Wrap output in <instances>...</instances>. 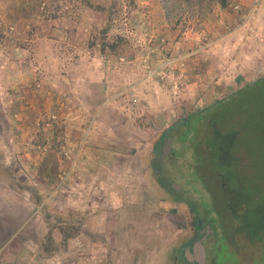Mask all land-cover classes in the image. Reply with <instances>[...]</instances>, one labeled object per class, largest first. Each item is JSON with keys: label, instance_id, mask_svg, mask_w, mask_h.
Here are the masks:
<instances>
[{"label": "rangeland", "instance_id": "374dc122", "mask_svg": "<svg viewBox=\"0 0 264 264\" xmlns=\"http://www.w3.org/2000/svg\"><path fill=\"white\" fill-rule=\"evenodd\" d=\"M202 1L0 0V202L17 204L25 193L32 205H45L52 251L54 224L65 221L64 237L84 229H70L78 205L83 219L95 208L100 223H114L110 236L96 237L105 244L95 243L111 256L137 250L138 264H150V257H168L177 240H191L183 258L172 252L167 260L188 264L184 255L201 236L208 253L209 220L215 209L229 213L232 189L216 174L196 175L187 145L173 137L165 153L169 138L160 140L180 118L245 84L215 96L219 71L241 56L262 61L264 0H229L225 8ZM152 161L190 205L166 201L151 180ZM41 213L4 227L3 238L37 232ZM234 236L243 261L260 257L257 241ZM61 243L71 250L67 238ZM126 256L110 263L135 262Z\"/></svg>", "mask_w": 264, "mask_h": 264}, {"label": "trees", "instance_id": "16d2710c", "mask_svg": "<svg viewBox=\"0 0 264 264\" xmlns=\"http://www.w3.org/2000/svg\"><path fill=\"white\" fill-rule=\"evenodd\" d=\"M183 1L188 4L203 2ZM218 2L224 8L229 5V0ZM166 9L169 11L168 6ZM166 137H174L175 142L191 149L188 164L196 175L205 178L204 172L216 174L222 179L225 191L232 189L225 193L224 202L229 213L215 209L218 216L209 220L213 230L208 235L211 263L249 264L240 257L241 244L234 236L242 232L260 246V257L252 264H264V75L191 111L169 127L160 142L166 141ZM160 142L156 159L160 157ZM182 153L181 148L176 151L178 156ZM150 163L151 180L168 194L166 201L173 207L189 204L161 176L156 162ZM204 182L208 186L207 181Z\"/></svg>", "mask_w": 264, "mask_h": 264}, {"label": "crops", "instance_id": "0c3cea01", "mask_svg": "<svg viewBox=\"0 0 264 264\" xmlns=\"http://www.w3.org/2000/svg\"><path fill=\"white\" fill-rule=\"evenodd\" d=\"M257 53L262 57V61L257 66L255 64L253 65V62L249 60L247 62H243L244 60L241 56L238 57V60H234V62H232L229 67H226V71H217L218 73L216 74V77L219 78H217L215 82L216 97H220L230 84L247 83L255 80L261 75H264V50H257ZM11 190H14L17 194H20V192H18V188H16V190L15 188ZM0 191V194H6L4 190ZM21 196L24 197L23 201L19 199L17 202L18 199H16L15 202L17 204H15L13 201L9 202L8 200H6L7 202H0V264H111L110 259H126L127 254L132 255L131 258L135 260L133 264H138L137 250L134 252V254H132L131 251H120L123 254L116 253L115 255L111 256V252H105L104 245L102 249H96V242L100 244H105L106 242V240L96 239V237L110 236V230L111 227H114V223L106 222L105 220L104 222L100 223L99 217L96 215V211L99 209L95 208L93 215L90 216L89 214H86L88 217L83 219L82 216L85 213L81 212L80 208H78V205L71 207L70 211L72 219L69 221L71 225L70 229L74 230L75 226L77 228L80 226L84 229H81L80 233L78 231L76 233L72 231L70 232L69 237H64V226H62V224L65 221L62 219L57 224H54L52 226L54 227V230L51 234L54 239V250L52 251L51 248H48V245L45 241L46 237H48L47 234L51 229L46 217L47 208L43 204L34 203V205H32L31 201L26 198L27 195L25 193L21 194ZM33 210H38L39 213L43 212L38 215L40 218L37 223L39 224H35V227H38L37 232L33 231L29 235L18 236V231L15 230L10 232L7 237L3 238L2 232L4 231V227H20L22 224L28 221L26 218L31 216ZM43 214L45 217H43ZM98 227H101L103 230L98 229ZM41 229H44V231H41ZM14 232L15 234L13 236ZM65 238H67V240L70 242L71 250H64L63 245L59 246V244H62L61 242H63V239ZM107 240L109 243L111 242V238ZM82 241L86 242V247L84 246L81 248V246H75L78 243H83ZM183 241L177 240L176 245H174L176 242L172 244L174 246H171L168 257H165L164 254L157 255L158 259L155 256L150 257L152 258V261L150 260V264H160V258L163 260V263L161 264H170L169 261L167 262V260H169L168 258L172 252L181 254L183 258V255L180 252L182 251L184 244L179 246V244L183 243ZM85 248L86 250H84ZM188 251L191 252L192 259L188 257ZM188 251L184 256H187L188 260L194 261L196 250L193 251L192 249H189Z\"/></svg>", "mask_w": 264, "mask_h": 264}, {"label": "water", "instance_id": "95a60500", "mask_svg": "<svg viewBox=\"0 0 264 264\" xmlns=\"http://www.w3.org/2000/svg\"><path fill=\"white\" fill-rule=\"evenodd\" d=\"M171 142H172V139L169 138L167 140V144H166L165 149H164L165 153L169 152ZM204 239H205V236H203L202 239H199L198 241H196L195 244H194V248H195V250L198 253L199 261H200L201 264H207V262H206V254H207V252H206L205 244L203 243ZM188 257L190 259H192V255H191L190 251H188Z\"/></svg>", "mask_w": 264, "mask_h": 264}, {"label": "flooded vegetation", "instance_id": "af4514ba", "mask_svg": "<svg viewBox=\"0 0 264 264\" xmlns=\"http://www.w3.org/2000/svg\"><path fill=\"white\" fill-rule=\"evenodd\" d=\"M166 144H167V143H166ZM202 237H203V236H201L200 239H202ZM203 242H204V241H203ZM191 249H192L193 251L195 250L194 245L191 246ZM195 254H196V256H195L194 261H190V260H188V257L185 256L188 264H200L199 256H198V253H196V251H195ZM207 262H208V253H207Z\"/></svg>", "mask_w": 264, "mask_h": 264}]
</instances>
